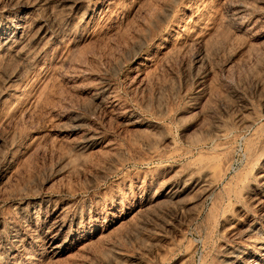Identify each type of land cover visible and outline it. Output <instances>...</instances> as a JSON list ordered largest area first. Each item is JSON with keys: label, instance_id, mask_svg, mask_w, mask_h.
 I'll return each instance as SVG.
<instances>
[{"label": "rangeland", "instance_id": "374dc122", "mask_svg": "<svg viewBox=\"0 0 264 264\" xmlns=\"http://www.w3.org/2000/svg\"><path fill=\"white\" fill-rule=\"evenodd\" d=\"M8 1L0 264H264V0Z\"/></svg>", "mask_w": 264, "mask_h": 264}, {"label": "bare ground", "instance_id": "6f19581e", "mask_svg": "<svg viewBox=\"0 0 264 264\" xmlns=\"http://www.w3.org/2000/svg\"><path fill=\"white\" fill-rule=\"evenodd\" d=\"M6 0H0V2H5ZM10 1V0H9ZM8 1V2H9ZM44 1L45 0H39V1H37L38 2V6H42L43 4H44ZM47 1V0H46ZM45 1V2H46ZM7 2V3H8ZM20 4H21V2L22 1H18ZM17 2V3H18ZM26 2V1H25ZM115 2V1H114ZM13 3H15V2H13ZM12 3V4H13ZM15 4V7H18L19 5V3L18 4ZM27 3V2H26ZM26 3H24V4H21V5H24L25 6V4ZM36 3V2H35ZM117 3V2H116ZM29 4V3H28ZM34 4V3H33ZM47 4V3H46ZM142 4V3H141ZM36 5V4H35ZM1 6V5H0ZM8 6V5H7ZM7 6H5V7H7ZM12 6V5H11ZM29 6V5H28ZM27 6V7H28ZM34 5H32V7H33ZM44 6V5H43ZM50 9V8H49ZM10 10V9H9ZM86 14V13H85ZM82 17V16H81ZM88 18V17H87ZM83 19V18H82ZM85 19V18H84ZM11 20V19H10ZM115 20V19H114ZM83 21H85V20H83ZM82 21V22H83ZM43 22V21H42ZM46 22V21H45ZM11 23V22H10ZM15 23V22H14ZM13 23V24H14ZM12 24V25H13ZM21 24V23H20ZM17 25V24H16ZM34 25V24H33ZM40 25V24H39ZM39 25H34L33 27L34 28H36V27H38L37 29H38V31L37 32H35V29H33L34 30V34L31 36L30 35V33H33V32H29V33H27L26 32V30H27V28H28V26H26L25 25V23L23 24H21V26L20 27H17V26H19V25H17V26H15V27H17V28H15V32H14V34L12 35V36H7V33L6 32H2V30L5 28V18H0V30H1V32H0V43H1V49H0V57H2V60H10V59H14V58H24V59H26V58H29L30 56L29 55H31V53L32 52H34L35 51V49H39V46H40V44H41V42H42V35L43 34H45L47 31H45L46 29H42V27H40ZM49 25V24H48ZM31 26H32V24H31ZM45 27V26H44ZM31 28V27H30ZM46 28V27H45ZM50 29H51V26H50ZM47 30L50 32V33H52V29L51 30H49L48 29V26H47ZM54 31V30H53ZM12 32H13V30H12ZM30 36H28L27 37V34ZM27 37V38H26ZM49 38V37H48ZM43 43V42H42ZM45 43V42H44ZM42 45V44H41ZM34 50V51H33ZM252 119V118H251ZM254 120V119H253ZM249 123V125H252L253 124V121H250V122H248ZM255 123V122H254ZM252 146H253V143H250ZM255 145H256V143H255ZM255 147V146H254ZM253 147V148H254ZM252 148V149H253ZM247 149V148H246ZM248 150H250L251 151V146H249L248 147ZM177 152V151H176ZM251 153V152H250ZM151 158V157H150ZM225 165V164H224ZM215 182V181H214ZM189 196V195H188ZM225 207V206H224ZM192 217V216H191Z\"/></svg>", "mask_w": 264, "mask_h": 264}]
</instances>
